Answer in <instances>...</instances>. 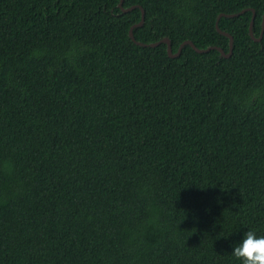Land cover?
Returning <instances> with one entry per match:
<instances>
[{"label":"trees","instance_id":"obj_1","mask_svg":"<svg viewBox=\"0 0 264 264\" xmlns=\"http://www.w3.org/2000/svg\"><path fill=\"white\" fill-rule=\"evenodd\" d=\"M120 0H0V264H240L264 234V34L231 56L130 36ZM135 38L230 51L264 0H124Z\"/></svg>","mask_w":264,"mask_h":264},{"label":"water","instance_id":"obj_2","mask_svg":"<svg viewBox=\"0 0 264 264\" xmlns=\"http://www.w3.org/2000/svg\"><path fill=\"white\" fill-rule=\"evenodd\" d=\"M119 6L122 8V10L124 12L130 11V10L136 8V7H139L142 10L141 21L138 22V23H136V24H134L131 27V29H130V36H131V38H132L133 41H135L136 43H138L140 45H147V46H157V45H159L161 43H166L167 46H168V54L171 57L180 56L181 53H182V50H183L184 46L187 45V44H190L198 52H208V51H210L212 49H218L222 53V55H224L226 57L231 56L232 53H233V47H234V36L231 33L224 31L219 26L220 18L222 16L234 17V16H237V15H240L241 13H243L244 11H247L249 9L253 10V16H252V19H251V22H250V34H251L252 38L254 40H256V41H260L262 39V37H263V34H264V17H263V29L261 31V35L259 37H256L254 35V31H253L254 24H255V18H256L255 9H253V8H245L242 11L237 12V13H221V14H219V16L217 18L216 27H217L218 31L221 32V33H223V34H225V35H227V36H229V38H230V51L228 53L225 52V50L222 47H220V46H210L208 48H199L192 40H186V41L182 42V44L179 46L177 52H173L172 41H171V39L169 37H164L161 40L156 41V42H153V43H143L141 41H138L135 38L134 28L135 27H138V26H142L144 24V22H145V9L141 5H133V6H130V7L125 8L124 7V0H120Z\"/></svg>","mask_w":264,"mask_h":264},{"label":"clouds","instance_id":"obj_3","mask_svg":"<svg viewBox=\"0 0 264 264\" xmlns=\"http://www.w3.org/2000/svg\"><path fill=\"white\" fill-rule=\"evenodd\" d=\"M231 253L240 264H264V234L244 231L231 247Z\"/></svg>","mask_w":264,"mask_h":264}]
</instances>
